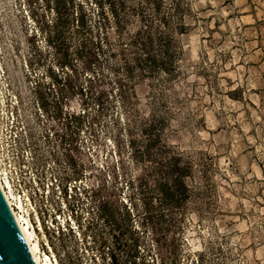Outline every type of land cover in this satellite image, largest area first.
<instances>
[{"label":"rangeland","instance_id":"rangeland-1","mask_svg":"<svg viewBox=\"0 0 264 264\" xmlns=\"http://www.w3.org/2000/svg\"><path fill=\"white\" fill-rule=\"evenodd\" d=\"M184 2L178 74L121 90L74 34V19L95 20L110 0H0L14 94L19 82L26 94L35 87L61 118L57 160L76 188L75 226L37 231L58 264H264V0ZM137 27L131 15L127 31ZM70 115L72 169L61 143ZM180 154L193 162L190 190L180 195L175 170L166 198L160 171Z\"/></svg>","mask_w":264,"mask_h":264},{"label":"trees","instance_id":"trees-1","mask_svg":"<svg viewBox=\"0 0 264 264\" xmlns=\"http://www.w3.org/2000/svg\"><path fill=\"white\" fill-rule=\"evenodd\" d=\"M184 1L146 0L138 9L131 10L124 0H110L108 11L104 5L99 6L95 20L83 11L78 19H74V34L79 39L80 51L86 52L91 61L109 66L121 90L125 87L133 89L131 85L136 79L161 76L173 79L184 55L180 37L188 34L190 29L186 23L188 9ZM131 15L138 16V27L134 32L127 31ZM154 144L155 140L150 139L149 158ZM176 163H182V167L174 169ZM167 168L169 171H160L158 191L166 198L174 196L171 179L176 170L178 177L172 182L178 183L175 187L180 195L187 196L190 189L186 179L193 169L191 157L187 154L173 157L167 162Z\"/></svg>","mask_w":264,"mask_h":264},{"label":"built area","instance_id":"built-area-1","mask_svg":"<svg viewBox=\"0 0 264 264\" xmlns=\"http://www.w3.org/2000/svg\"><path fill=\"white\" fill-rule=\"evenodd\" d=\"M7 67L0 51V188L14 215L23 203L32 225L46 233H63L74 229L72 200L74 181H66L60 170L57 144H48V136H39L29 129L20 108V95L13 93L7 79ZM58 135L52 134V138ZM64 151L70 149L66 138ZM67 158V156H66ZM67 166V161L65 162ZM69 176V175H68ZM39 233V232H38Z\"/></svg>","mask_w":264,"mask_h":264},{"label":"flooded vegetation","instance_id":"flooded-vegetation-1","mask_svg":"<svg viewBox=\"0 0 264 264\" xmlns=\"http://www.w3.org/2000/svg\"><path fill=\"white\" fill-rule=\"evenodd\" d=\"M25 70L29 69L28 64L24 65ZM29 74V73H28ZM26 84H32V82H24ZM36 83V81L34 82ZM23 82L18 83V87L15 88L16 92L20 95V108L23 109L24 115L27 118L29 129L39 136H48V144H57V136L52 138V134L57 133L58 118L57 110L55 107H51L47 102L41 97V95L36 91L37 89L33 87L34 93H25L23 91ZM72 141H73V130H72V115L67 117L66 123V142L70 145V149H67V168L73 166L72 156L68 155V151H72ZM55 159L56 156L54 157ZM67 182L72 181V177L67 175Z\"/></svg>","mask_w":264,"mask_h":264},{"label":"water","instance_id":"water-1","mask_svg":"<svg viewBox=\"0 0 264 264\" xmlns=\"http://www.w3.org/2000/svg\"><path fill=\"white\" fill-rule=\"evenodd\" d=\"M0 264H37L0 188Z\"/></svg>","mask_w":264,"mask_h":264},{"label":"bare ground","instance_id":"bare-ground-1","mask_svg":"<svg viewBox=\"0 0 264 264\" xmlns=\"http://www.w3.org/2000/svg\"><path fill=\"white\" fill-rule=\"evenodd\" d=\"M26 70H28L27 71V74H28L29 69H26ZM7 79L10 80L11 86H12L11 88H13V83L11 81V78L8 75H7ZM10 94L13 97L17 98V94H14V92L12 93L10 91ZM18 207L20 208V211L18 213L15 212L14 217H15V220H16V222H17V224H18V226H19V228L23 234V237H24L33 258L36 261V263L37 264H58V262L56 260L52 259V255L50 256L49 254L43 252V250H42L41 241H40V238L37 234V231L43 232L41 230V228L36 229L32 225L28 215H26L24 212L22 202H18ZM51 253H53V252H51Z\"/></svg>","mask_w":264,"mask_h":264}]
</instances>
